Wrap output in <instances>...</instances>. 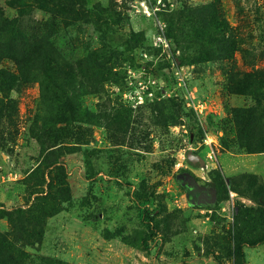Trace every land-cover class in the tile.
Segmentation results:
<instances>
[{
    "label": "rangeland",
    "instance_id": "rangeland-1",
    "mask_svg": "<svg viewBox=\"0 0 264 264\" xmlns=\"http://www.w3.org/2000/svg\"><path fill=\"white\" fill-rule=\"evenodd\" d=\"M0 67V264H264V0H0Z\"/></svg>",
    "mask_w": 264,
    "mask_h": 264
},
{
    "label": "trees",
    "instance_id": "trees-1",
    "mask_svg": "<svg viewBox=\"0 0 264 264\" xmlns=\"http://www.w3.org/2000/svg\"><path fill=\"white\" fill-rule=\"evenodd\" d=\"M51 5L49 7L45 6H39L41 10L48 11L52 14L57 15L58 13H61V7L58 4L55 3H50ZM28 6L26 4H17V8L19 9V14L22 15V12L24 9H26ZM65 12L67 15H72V19H76L77 16V11H74L73 9H69L68 7L64 8ZM2 18V17H1ZM4 19V18H2ZM3 21V26L1 29L4 32H8L11 30L14 26H16L17 22L15 20H9V19H4ZM226 28V27H225ZM227 31V29H226ZM43 38V37H41ZM40 38V39H41ZM36 39H32L24 35L20 42L27 51V56H34V53H37L38 50L36 48L35 44ZM13 40H11V43ZM10 43V44H11ZM16 43V42H15ZM17 44V43H16ZM11 47V46H10ZM14 47H16L14 45ZM12 48V47H11ZM16 50V49H13ZM17 54L15 51H12V55ZM16 62L18 63V68H19V74L25 72V58L24 60L21 58L16 59ZM48 64H51L52 67L50 68H55L59 64L57 60H53L52 62H49ZM8 74L11 77L15 79L16 75H14L11 72H8V70H5L0 67V90L7 93L8 90H10L11 86L7 84V82L2 81V79L5 77V75ZM53 74H56V71L53 72ZM29 78H25V82L28 81ZM187 161L189 164L192 166H198L203 164V159L199 157L194 151L189 150L187 152ZM175 179L178 182V184L182 187V189L185 191L188 203L191 207H197V208H209V209H216L218 206V198H217V189L216 186L212 183H207V184H201L198 182V179L196 175L191 172L189 169H184L181 172L177 173L175 175ZM145 212V211H144ZM146 213H149V211L146 210ZM143 215V214H142ZM144 219L146 220L147 228L151 233V236L155 234V230L152 226V218L148 215H145ZM40 234V233H39ZM261 240H264L261 239ZM258 240V241H261ZM250 244H254L253 242H250ZM144 247L146 249L149 248V245L147 241L144 242ZM238 252L240 253L241 256H244V251H243V244L238 245ZM19 259H14V264H19Z\"/></svg>",
    "mask_w": 264,
    "mask_h": 264
}]
</instances>
